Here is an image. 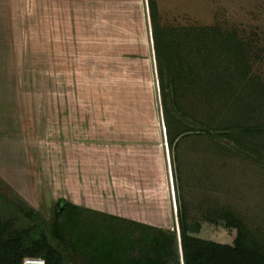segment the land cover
<instances>
[{
  "label": "rangeland",
  "instance_id": "374dc122",
  "mask_svg": "<svg viewBox=\"0 0 264 264\" xmlns=\"http://www.w3.org/2000/svg\"><path fill=\"white\" fill-rule=\"evenodd\" d=\"M157 2L165 26H219L250 44L264 83V0ZM146 29L142 0H0V212L53 241L61 200L179 235L182 209L194 236L233 245L225 213L264 243V161L250 150L166 140V173Z\"/></svg>",
  "mask_w": 264,
  "mask_h": 264
},
{
  "label": "trees",
  "instance_id": "16d2710c",
  "mask_svg": "<svg viewBox=\"0 0 264 264\" xmlns=\"http://www.w3.org/2000/svg\"><path fill=\"white\" fill-rule=\"evenodd\" d=\"M147 4L170 148L191 135L224 137L264 161V83L252 73L250 44L219 26H165L157 0ZM222 214L237 229L233 245L194 236L197 229L181 209L183 264H264V243L241 221ZM38 225L37 235L14 229L0 212V264H24L30 257L64 264L65 253L85 264H182L176 232L65 200L56 208L53 241Z\"/></svg>",
  "mask_w": 264,
  "mask_h": 264
},
{
  "label": "water",
  "instance_id": "95a60500",
  "mask_svg": "<svg viewBox=\"0 0 264 264\" xmlns=\"http://www.w3.org/2000/svg\"><path fill=\"white\" fill-rule=\"evenodd\" d=\"M149 7V8H148ZM149 9V10H148ZM142 11H143V16H144V19L146 21V24H147V37H148V42H149V46L150 44L152 45V51H153V54L151 53V50H150V53H151V66H152V73L154 74V76L156 75L157 77V71L159 72V70L156 68V65L158 66V62L156 63V50L154 49L153 50V39H152V36L149 35V32H148V27L150 28L151 30V25H152V20H151V17H149V11H150V16H151V10H150V5L147 4V0H142ZM147 13V14H146ZM151 41V42H150ZM154 43H155V40H154ZM151 49V48H150ZM155 51V52H154ZM156 90L158 91V94H159V87H158V83H156ZM159 101H160V98H159ZM160 106H161V103H160ZM164 111H162V108H161V115H162V122H163V127H164V116L163 114L165 115V112L163 113ZM173 232H176L178 234V240H179V249H180V253H181V261H182V264H183V256H182V250H183V247H181V240H180V235H179V232L173 230ZM182 248V249H181Z\"/></svg>",
  "mask_w": 264,
  "mask_h": 264
},
{
  "label": "crops",
  "instance_id": "0c3cea01",
  "mask_svg": "<svg viewBox=\"0 0 264 264\" xmlns=\"http://www.w3.org/2000/svg\"><path fill=\"white\" fill-rule=\"evenodd\" d=\"M147 14V13H146ZM148 32H149V35L151 34V32H150V28L148 27ZM151 36V35H150ZM151 42V41H150ZM150 50H151V53L153 54V51H152V45L150 44ZM157 73V72H156ZM155 81H156V83L158 82V79H157V77H156V75H155ZM158 87H159V83H158ZM157 93H158V91H157ZM157 96H159V98H160V103H161V96H160V91H159V94H157ZM163 133H162V138H163V148H164V156H163V160H164V162H165V167H166V152H165V144L167 143V136H166V125H165V119H164V127H163ZM166 173H167V167H166ZM167 186H168V190H169V182H168V177H167ZM169 194H170V192H169ZM171 199V198H170Z\"/></svg>",
  "mask_w": 264,
  "mask_h": 264
},
{
  "label": "built area",
  "instance_id": "2783aa9c",
  "mask_svg": "<svg viewBox=\"0 0 264 264\" xmlns=\"http://www.w3.org/2000/svg\"><path fill=\"white\" fill-rule=\"evenodd\" d=\"M24 264H46L44 259H37V258H27L24 261Z\"/></svg>",
  "mask_w": 264,
  "mask_h": 264
}]
</instances>
